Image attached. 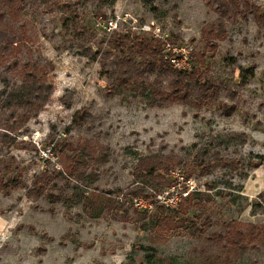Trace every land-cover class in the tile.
Listing matches in <instances>:
<instances>
[{
	"label": "rangeland",
	"instance_id": "obj_1",
	"mask_svg": "<svg viewBox=\"0 0 264 264\" xmlns=\"http://www.w3.org/2000/svg\"><path fill=\"white\" fill-rule=\"evenodd\" d=\"M0 3L17 36L0 60V87L3 77L18 83L33 69L51 84L46 103L28 118L0 106V133L10 124L14 138L0 145V181L15 183L0 191V264H264V240L240 238L264 222V29L251 15L219 16L211 0ZM105 18L115 20L113 31L102 27ZM218 19L224 38H208L216 48L206 50L201 30ZM137 35L158 39L162 55L190 48L186 68L192 64L200 78L219 85L216 99L201 107L192 97L158 106L152 74L119 83L112 59L138 60L131 46ZM76 111L87 115L74 120ZM85 145L104 146V161L92 151L80 156ZM149 155L168 165L180 161L159 172L169 186L134 175L137 159ZM72 160L84 175L96 173L79 187L114 197L123 208L88 217L73 180L63 179ZM39 175L51 182L35 197L30 190ZM136 184L147 196L125 195ZM183 187L200 192L184 212L179 201L167 207L156 196ZM164 216L170 228H157Z\"/></svg>",
	"mask_w": 264,
	"mask_h": 264
},
{
	"label": "trees",
	"instance_id": "obj_2",
	"mask_svg": "<svg viewBox=\"0 0 264 264\" xmlns=\"http://www.w3.org/2000/svg\"><path fill=\"white\" fill-rule=\"evenodd\" d=\"M207 3L209 4V2ZM211 4L213 10L219 16H226L227 18L239 16L245 19L248 15H251L255 24L264 29V8L261 9L250 0H211ZM6 6V4L0 3V60L4 58V49L7 45L11 46L15 42L14 39L17 38L10 25V16L8 15V11L5 10ZM201 35L206 39L204 44L205 49L214 51L216 44L209 41L208 38L212 37L217 40L224 38L225 31L223 30L221 21L218 19L215 24H211L207 29H202ZM159 43L160 41L158 39L152 38L147 40L139 35L134 36L131 46L139 54V59L135 60L129 55L114 56L111 62V73L115 74L116 80L121 84H125L129 80L136 81L139 79L142 81L145 74H152L153 82L156 84L154 89L156 99L153 103L158 106L175 101L184 103L191 100L192 97L191 104L195 107H201L207 102L216 99L220 89L219 85L207 79L200 78L199 69L192 64L186 69L172 68L169 62L163 58L164 55L160 52ZM196 54L199 57H203L205 53L201 51ZM48 66L52 68L51 65ZM2 80L3 83L0 87V106L9 115L18 112L17 117L19 120L28 118L31 114H36L46 103L51 93V84L44 82L37 75L36 69L25 71L18 83H8L5 77ZM162 82H165V84L161 85ZM80 113L81 111H76L73 119L80 121L87 115L85 111L79 116ZM12 129L13 127L10 124L4 125L2 133H0V145L13 142V136L8 134V131ZM89 151L101 155L100 159H98L99 162H103L107 155L104 146L88 147V145H85L79 148L80 156L89 155ZM72 161H74V164L66 166L63 179L67 182L70 179L73 180L71 185L74 196H77L79 199L82 198L81 207L88 217H97L104 210H120L123 208V202H119L114 197L95 192L94 188L86 192L82 187H79L77 184H80L84 179H89L90 182H93L96 173L95 170H90L87 175H84V172L78 169L82 163L75 160ZM179 162V160H176L174 163L168 165L155 155L139 157L134 167V175L145 181L151 180L162 187L169 186V181L163 175H160L159 172L167 173L170 168H174ZM259 164V161H257L252 167H256ZM188 176V174H185V177ZM50 182L51 179L47 176L39 175L35 177L32 181L30 193L35 197H39ZM14 187V182L0 181V191L3 194H7ZM125 195L129 197L142 195L145 197L147 193L143 185L136 184ZM199 195V191H194L187 193L186 196H182L178 202V210L184 212L183 205L185 204V207L189 206ZM262 196L263 194H261ZM181 200L182 203L180 204ZM259 202L262 205L264 199ZM262 206L264 212V205ZM170 221L171 219L169 217H161L157 221L156 227L170 228L168 226L171 223ZM251 227L253 231L248 234H243L240 238L250 239L252 242L263 241L264 222L260 225H252Z\"/></svg>",
	"mask_w": 264,
	"mask_h": 264
},
{
	"label": "built area",
	"instance_id": "obj_3",
	"mask_svg": "<svg viewBox=\"0 0 264 264\" xmlns=\"http://www.w3.org/2000/svg\"><path fill=\"white\" fill-rule=\"evenodd\" d=\"M264 3V0H261ZM102 27L105 28L107 31H113L116 28V22L113 18H105L102 19V21L100 22ZM172 48V47H171ZM165 49L168 50L170 49V46L168 43H165ZM188 50H190V48L186 49H174L172 48V54L170 55H164V58L169 62V64L171 65L172 68L175 69H185L187 67V54H188ZM177 179H179L180 181L177 182L178 183H182L184 185L187 184V180H183L182 177H177ZM186 187V186H184ZM184 187L182 188V191L180 193L174 192L169 193V188L174 189V187H169L166 190H163L162 192L158 193L156 196L158 199H162V203L165 204L167 207L169 206H175L176 203L179 201L180 197L182 196H186L188 191H186V189H184ZM183 194V195H182Z\"/></svg>",
	"mask_w": 264,
	"mask_h": 264
}]
</instances>
